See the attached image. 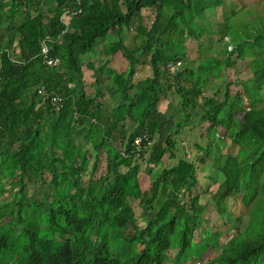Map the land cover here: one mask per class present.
<instances>
[{
	"label": "trees",
	"instance_id": "1",
	"mask_svg": "<svg viewBox=\"0 0 264 264\" xmlns=\"http://www.w3.org/2000/svg\"><path fill=\"white\" fill-rule=\"evenodd\" d=\"M224 1L0 0V264H188L207 252L195 244L205 234L219 246L207 206L225 226L249 218L205 261L264 264V15L251 19L249 8L211 22ZM144 8H153L150 25ZM119 51L129 68L111 65ZM236 58L251 76L233 93L232 80L221 83ZM85 64L96 74L89 93ZM144 65L152 74L135 79ZM190 123H208L192 158L176 136ZM164 157L171 164L143 190L141 169L150 174ZM197 161L221 177L207 199Z\"/></svg>",
	"mask_w": 264,
	"mask_h": 264
},
{
	"label": "rangeland",
	"instance_id": "2",
	"mask_svg": "<svg viewBox=\"0 0 264 264\" xmlns=\"http://www.w3.org/2000/svg\"><path fill=\"white\" fill-rule=\"evenodd\" d=\"M251 9L254 10L253 14H250L248 17L255 18L256 15L260 14L259 16L264 15V0H225L223 5H221L220 7H217L214 10H210L207 13V17L211 22L214 23H221L225 21L226 16H232V21H236L242 18V12L245 9ZM153 8H144L142 10L143 16H144V23L150 25L152 18H153V12H152ZM234 12V13H232ZM241 16V18H240ZM263 17V16H262ZM132 36V34H130ZM130 35L127 37L129 39H126V42L129 46H135L137 44V41L135 42L133 40V38L130 39ZM206 37V36H204ZM213 38H218L217 35H215ZM209 40V39H207ZM135 44V45H134ZM219 43L217 41H215V45H218ZM102 45L99 47L101 49ZM187 55L188 58L192 61L191 65H194L195 67H198L200 64V60L202 59V55L201 53H199L198 50V41L196 39H189L187 42ZM219 49V48H218ZM98 56V60L97 63L99 62V58L102 60V58L105 60L107 59V55L102 54L101 57ZM109 58H112L111 60V65H115V67L119 70H123V69H127L129 68V61L124 57L123 53L121 51L115 53L114 55H112L111 57L109 56ZM236 65L235 66H230L226 71L223 72V82L221 83V89H223L227 82H231V80L234 83H231L230 88L232 89L233 93L238 91H242V85H241V80L242 79H246L249 76H251V71L249 69V66L246 65V62L236 58ZM83 72H84V81H85V85H86V90L88 91V93L90 91H92L95 88V76L96 74L93 73L92 68H90L87 64L84 65L83 67ZM152 74V69L150 66L148 65H144L141 67L137 68V72H136V77L135 79L138 78H145L149 75ZM103 76H101L102 78ZM236 82V83H235ZM92 83V84H91ZM102 85H104V82L102 83ZM215 93V88L210 87L207 89L206 94L212 95ZM109 97V96H107ZM169 101L167 99H163L160 103L159 109L162 112H165L168 108L169 105ZM247 105V104H246ZM179 120L183 121V117L181 116L179 118ZM128 125L127 127L130 126V120L127 121ZM126 123V122H125ZM208 125V123H202L199 125H192L191 123L187 125V130L181 133H178L176 136L178 137V140L181 142V145H184L185 148L187 149V156L189 158H192L195 154L196 151V143L199 141H203L205 139V134H206V126ZM202 134V135H201ZM230 144V141H227V146L224 147V152H227L228 149V145ZM233 148V153L234 155H236L237 157H240L241 153H238V147H232ZM177 154L180 156V151L177 152ZM148 155V154H147ZM178 159V157H176L173 162H176ZM162 163V164H161ZM158 163L157 166L153 168L154 170L149 174V172L147 171V169L143 168L141 169L140 172V180H141V185L143 190H145L150 181L153 180L157 175V170L160 169L163 166L166 165H170V159H167V157H164L162 162ZM161 164V165H160ZM145 166V163H143L142 167ZM105 164L102 160V162L100 163V169L104 168ZM100 174V173H99ZM197 177L199 180V183L203 186L204 189H208V191L205 193V197L206 199L209 197L210 198V192L212 191V194L215 192V190L217 189L218 186V182H221V177L220 174H218L217 171H215V169H212L210 166L206 165V164H201V162L197 161ZM43 183H39L38 186V191H40V197L42 199H44V191L40 190V186ZM8 198V194H3L0 196V199L5 200ZM231 201H234V199H231ZM239 199H237V202H227V205L230 206V209H232L234 211V213L236 214V205L240 204L238 203ZM133 203V207L134 210L136 212V215H139L141 213V207L139 206V201L135 200L132 202ZM207 215L209 216V218L214 219L216 217V212L215 210H211L210 212L207 213ZM248 215L244 214L242 216V218L238 221H236L235 223L232 222L231 225H222V219L223 217H220L219 219H214V221H216L214 224V229L213 231L219 229L221 230V237H220V241L218 243L219 246H209L204 252L201 254V256L199 255L198 251H195V255L192 256V258L188 261V264H194L196 262V260H201V264H208L205 259H209L211 257L216 256V254H218L219 249L217 248H221L220 244H224L226 243L229 238L231 237V235L235 232H237L236 227L241 225V228L245 227V225L248 222ZM240 228V226H239ZM197 234V233H196ZM205 238L200 241L199 243H195L198 244V246L203 250V248H206L207 246V238L210 236V234H205L204 235ZM197 240H200V238L197 237ZM225 247V245L223 246ZM176 255V251L175 250H170V257L171 259H173ZM199 255V256H198ZM211 264H218V263H211Z\"/></svg>",
	"mask_w": 264,
	"mask_h": 264
},
{
	"label": "clouds",
	"instance_id": "3",
	"mask_svg": "<svg viewBox=\"0 0 264 264\" xmlns=\"http://www.w3.org/2000/svg\"><path fill=\"white\" fill-rule=\"evenodd\" d=\"M42 51L44 52V53H46L47 51H48V47H45V45H43V48H42ZM48 57H47V61H48ZM53 59V58H52ZM180 64V61H177V62H175V63H173V67H172V69H174L177 65H179ZM115 66V65H114ZM54 102L55 103H57V100L55 101L54 100ZM138 138H141V141H142V136H136L135 137V141H134V145H136V146H138L139 147V145L142 143V142H140L139 144L136 142V140L138 139ZM123 147V145L122 146H120V148H122ZM138 147H136L137 148V150H139L138 149ZM123 149V148H122ZM98 173V172H97ZM218 187V186H217ZM217 190V189H216ZM216 190H215V192H216ZM212 192V191H211ZM211 210H215V212H216V217L214 218V219H219V217H218V211H217V209H216V207H214V206H207V209H206V212H205V218L206 217H209L208 215H207V213L208 212H210ZM246 214L248 215V213L246 212ZM208 219V218H207ZM214 219H211L210 218V220H211V222H210V225L212 226V225H214V224H216L215 222L216 221H214ZM206 220V219H205ZM240 220V219H239ZM238 221V220H237ZM230 223H232V222H230ZM235 223V222H234ZM205 224V223H204ZM240 227H241V225H239ZM243 228V227H242ZM234 234V233H233ZM233 234L231 235V237L233 236ZM222 235V234H221ZM230 237V238H231ZM229 238V239H230ZM207 240H210V242H211V240H213L212 239V235H211V233H210V236L207 238ZM219 241H220V238H219ZM229 241V240H228ZM228 241L226 242V243H224L223 245L222 244H220V247L221 248H223V246L225 245V246H227L229 243H228ZM211 243H209L208 242V245L206 246V248L205 249H207L209 246H211L210 245ZM213 247V246H212ZM221 248H218L219 249V252H218V254L220 253V251L222 250ZM218 254H216V255H218ZM215 257V256H214ZM196 264H201V260H196Z\"/></svg>",
	"mask_w": 264,
	"mask_h": 264
},
{
	"label": "built area",
	"instance_id": "4",
	"mask_svg": "<svg viewBox=\"0 0 264 264\" xmlns=\"http://www.w3.org/2000/svg\"><path fill=\"white\" fill-rule=\"evenodd\" d=\"M48 62H49L50 64H56V63H57V60H56V59L49 58V59H48ZM54 100L56 101L57 98H54ZM136 142L139 144V143L141 142V138H138V139L136 140Z\"/></svg>",
	"mask_w": 264,
	"mask_h": 264
},
{
	"label": "bare ground",
	"instance_id": "5",
	"mask_svg": "<svg viewBox=\"0 0 264 264\" xmlns=\"http://www.w3.org/2000/svg\"><path fill=\"white\" fill-rule=\"evenodd\" d=\"M132 150H134L133 148H132ZM133 152V151H132Z\"/></svg>",
	"mask_w": 264,
	"mask_h": 264
}]
</instances>
